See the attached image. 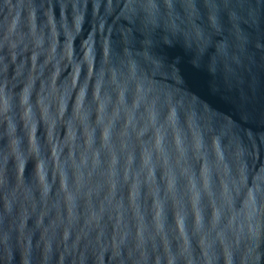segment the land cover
<instances>
[{
	"label": "water",
	"instance_id": "95a60500",
	"mask_svg": "<svg viewBox=\"0 0 264 264\" xmlns=\"http://www.w3.org/2000/svg\"><path fill=\"white\" fill-rule=\"evenodd\" d=\"M0 264H264V0H0Z\"/></svg>",
	"mask_w": 264,
	"mask_h": 264
}]
</instances>
